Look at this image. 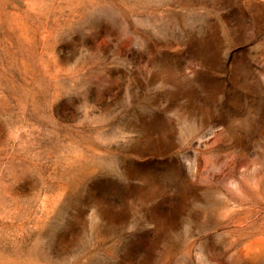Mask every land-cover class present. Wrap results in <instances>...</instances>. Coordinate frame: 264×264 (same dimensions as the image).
Here are the masks:
<instances>
[{
	"label": "rangeland",
	"instance_id": "obj_1",
	"mask_svg": "<svg viewBox=\"0 0 264 264\" xmlns=\"http://www.w3.org/2000/svg\"><path fill=\"white\" fill-rule=\"evenodd\" d=\"M0 264H264V0H0Z\"/></svg>",
	"mask_w": 264,
	"mask_h": 264
}]
</instances>
